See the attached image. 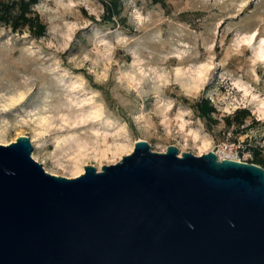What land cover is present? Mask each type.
Listing matches in <instances>:
<instances>
[{
	"label": "rangeland",
	"instance_id": "obj_1",
	"mask_svg": "<svg viewBox=\"0 0 264 264\" xmlns=\"http://www.w3.org/2000/svg\"><path fill=\"white\" fill-rule=\"evenodd\" d=\"M30 9L42 35L0 24V139L27 135L45 170L100 169L137 139L222 158L233 144L264 168L253 162L264 158V0H38Z\"/></svg>",
	"mask_w": 264,
	"mask_h": 264
},
{
	"label": "water",
	"instance_id": "obj_2",
	"mask_svg": "<svg viewBox=\"0 0 264 264\" xmlns=\"http://www.w3.org/2000/svg\"><path fill=\"white\" fill-rule=\"evenodd\" d=\"M32 149L0 143V264H264L258 164L137 139L68 177Z\"/></svg>",
	"mask_w": 264,
	"mask_h": 264
},
{
	"label": "trees",
	"instance_id": "obj_3",
	"mask_svg": "<svg viewBox=\"0 0 264 264\" xmlns=\"http://www.w3.org/2000/svg\"><path fill=\"white\" fill-rule=\"evenodd\" d=\"M38 0H0V24H6L12 29L27 27L35 35L40 36L44 31V24L37 16L31 15V6ZM211 107L208 106L206 111ZM236 115V114H235ZM255 153H258L255 151ZM256 163H263L264 158L255 159Z\"/></svg>",
	"mask_w": 264,
	"mask_h": 264
},
{
	"label": "built area",
	"instance_id": "obj_4",
	"mask_svg": "<svg viewBox=\"0 0 264 264\" xmlns=\"http://www.w3.org/2000/svg\"><path fill=\"white\" fill-rule=\"evenodd\" d=\"M221 148L223 150H225L227 153H229V156H226V157H223V158H232V159L240 160V158L237 157L238 149H237V147L235 145H233V144H224ZM218 159H222V157H218Z\"/></svg>",
	"mask_w": 264,
	"mask_h": 264
},
{
	"label": "bare ground",
	"instance_id": "obj_5",
	"mask_svg": "<svg viewBox=\"0 0 264 264\" xmlns=\"http://www.w3.org/2000/svg\"><path fill=\"white\" fill-rule=\"evenodd\" d=\"M2 132V130H0V133ZM1 135V134H0ZM208 140H203V146L204 147H206L207 146V144H208ZM0 143H6V142H4L3 140H1L0 139ZM217 153V152H216ZM59 165H61V164H59ZM82 172V167H79L78 165H74V169H73V176L75 175H78V174H80ZM52 173H54V172H52ZM54 174H56V173H54Z\"/></svg>",
	"mask_w": 264,
	"mask_h": 264
}]
</instances>
